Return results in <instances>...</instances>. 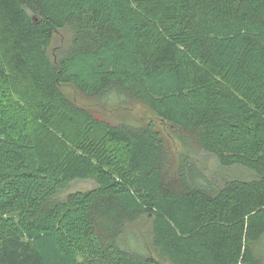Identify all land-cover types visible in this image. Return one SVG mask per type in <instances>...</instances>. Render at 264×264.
I'll list each match as a JSON object with an SVG mask.
<instances>
[{"label": "trees", "instance_id": "obj_1", "mask_svg": "<svg viewBox=\"0 0 264 264\" xmlns=\"http://www.w3.org/2000/svg\"><path fill=\"white\" fill-rule=\"evenodd\" d=\"M63 86L146 106L253 177L210 180L152 122H106ZM72 122L102 131L101 149L71 140ZM73 180L95 186L58 198ZM137 216L155 254L126 245ZM263 235L264 0H0V264H261Z\"/></svg>", "mask_w": 264, "mask_h": 264}, {"label": "rangeland", "instance_id": "obj_2", "mask_svg": "<svg viewBox=\"0 0 264 264\" xmlns=\"http://www.w3.org/2000/svg\"><path fill=\"white\" fill-rule=\"evenodd\" d=\"M72 34L69 28L56 31L53 35L51 43L48 47L49 57L55 61L63 56L69 49ZM65 95L76 105L88 109L98 118L113 124H131L141 126L147 122H152L156 129L159 130L170 152L177 158L186 155L195 161L210 180H222L230 178L249 179L253 177V173L241 168L230 167L222 168L217 160L203 152L195 142L187 137L179 138L174 131L164 122L158 120L154 114L141 104L130 103H102L95 97H88L78 92L74 87L63 86ZM9 96L14 105L21 111H28V103L22 92L17 87H10ZM67 131L71 140H75V136L80 134L92 140L94 149L100 150L103 144V132L100 130H88L81 127L78 122H72ZM78 132V134H77ZM95 184L92 180H73L68 186L62 190L58 198H63L66 194L74 191H87L94 188ZM125 236V242L128 248L135 251H142V248L155 254L152 245V227L151 220L143 217H134L131 221L122 227L121 231ZM253 251L257 260L264 264V235L253 244ZM149 252V253H151Z\"/></svg>", "mask_w": 264, "mask_h": 264}]
</instances>
